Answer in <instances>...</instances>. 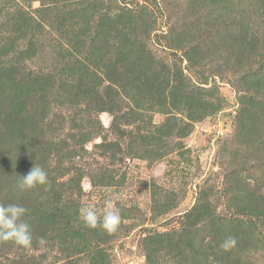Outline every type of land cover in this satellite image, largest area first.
I'll use <instances>...</instances> for the list:
<instances>
[{
	"label": "rangeland",
	"instance_id": "rangeland-1",
	"mask_svg": "<svg viewBox=\"0 0 264 264\" xmlns=\"http://www.w3.org/2000/svg\"><path fill=\"white\" fill-rule=\"evenodd\" d=\"M74 1H19L52 5L33 11L44 28L23 62L55 76L57 101L43 143L25 146L31 159L16 167L20 177L38 165L49 182H0V203L26 208L33 235L30 248L0 241V264H264V39L242 53L244 4ZM92 72L87 98L58 88ZM109 201L118 230L86 227L80 208L100 215Z\"/></svg>",
	"mask_w": 264,
	"mask_h": 264
},
{
	"label": "trees",
	"instance_id": "trees-1",
	"mask_svg": "<svg viewBox=\"0 0 264 264\" xmlns=\"http://www.w3.org/2000/svg\"><path fill=\"white\" fill-rule=\"evenodd\" d=\"M19 1L0 0V14L5 10L7 21L10 23L7 35L3 36L0 32V182L3 180L14 182L20 179L16 173V167L26 164V161L31 159L23 154L24 148L33 146L39 149L43 143V126H45L50 105L57 101L54 90L55 76L51 73L44 76L36 75L23 62L24 56L29 55L28 52L33 49L34 43L31 40L44 28L39 15L36 16L33 11L43 13L51 9L52 5L32 10L31 6L23 8ZM240 3L245 6L239 13L241 42L244 50L242 53L254 54L257 53L264 39L262 34L264 0H240ZM70 4L78 5L81 1L75 0ZM117 24L123 25L119 21ZM28 36L30 37L27 38ZM21 40L26 42L24 46L19 47L18 42ZM75 62L78 61L75 60ZM72 65L75 66V63ZM72 65L68 62L61 71L69 70ZM83 71L88 72L84 66ZM94 73L89 74L87 80L84 79L85 83L82 84L79 78L75 81L76 84L59 79L58 88L66 94L68 90H75L77 93L74 94L75 97L81 94L87 98L94 89L90 86ZM47 124L49 126L51 122ZM88 133L79 132L74 137L84 141ZM29 170L26 165L21 167L22 173H28ZM23 175L25 174L21 176ZM73 178L77 179L76 175ZM52 217L50 219L39 217L41 220L38 222L37 229H44L46 223L54 224ZM33 219L31 218V221ZM55 229L57 232L60 231L58 228Z\"/></svg>",
	"mask_w": 264,
	"mask_h": 264
},
{
	"label": "clouds",
	"instance_id": "clouds-1",
	"mask_svg": "<svg viewBox=\"0 0 264 264\" xmlns=\"http://www.w3.org/2000/svg\"><path fill=\"white\" fill-rule=\"evenodd\" d=\"M48 174L38 166L33 165L29 172L20 176L17 187L20 190H29L38 185L48 183ZM118 199V197H117ZM27 209L15 203H0V241H11L14 244L30 248L32 247L33 235L30 224L23 219ZM80 217L86 227L103 229L109 234L115 233L121 223L120 211L109 201L103 212L98 215L94 205H86L80 208ZM39 244L45 245L44 237L39 238ZM236 243L235 238L230 237L223 245L225 249Z\"/></svg>",
	"mask_w": 264,
	"mask_h": 264
}]
</instances>
